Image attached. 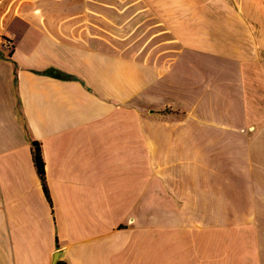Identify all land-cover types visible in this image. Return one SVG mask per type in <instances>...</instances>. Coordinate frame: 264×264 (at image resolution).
Here are the masks:
<instances>
[{"label":"crops","instance_id":"1","mask_svg":"<svg viewBox=\"0 0 264 264\" xmlns=\"http://www.w3.org/2000/svg\"><path fill=\"white\" fill-rule=\"evenodd\" d=\"M0 264H264V0H0Z\"/></svg>","mask_w":264,"mask_h":264},{"label":"trees","instance_id":"2","mask_svg":"<svg viewBox=\"0 0 264 264\" xmlns=\"http://www.w3.org/2000/svg\"><path fill=\"white\" fill-rule=\"evenodd\" d=\"M32 147H33V160H34L35 166L37 168L38 174H39L40 179L42 181V185H43L45 194H46L47 198L49 199V201L51 202L49 189H48V186L46 183L45 163H44V159L42 156V150H41L40 143L33 141Z\"/></svg>","mask_w":264,"mask_h":264}]
</instances>
